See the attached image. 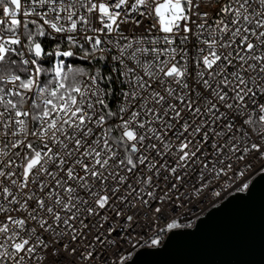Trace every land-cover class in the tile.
<instances>
[{"label":"snow or ice","instance_id":"snow-or-ice-1","mask_svg":"<svg viewBox=\"0 0 264 264\" xmlns=\"http://www.w3.org/2000/svg\"><path fill=\"white\" fill-rule=\"evenodd\" d=\"M260 179L264 0H0V264H137Z\"/></svg>","mask_w":264,"mask_h":264},{"label":"water","instance_id":"water-1","mask_svg":"<svg viewBox=\"0 0 264 264\" xmlns=\"http://www.w3.org/2000/svg\"><path fill=\"white\" fill-rule=\"evenodd\" d=\"M234 197L202 216L194 235L171 241L158 256L141 254L137 264H264V179L251 200Z\"/></svg>","mask_w":264,"mask_h":264},{"label":"built area","instance_id":"built-area-1","mask_svg":"<svg viewBox=\"0 0 264 264\" xmlns=\"http://www.w3.org/2000/svg\"><path fill=\"white\" fill-rule=\"evenodd\" d=\"M255 178H256V177H255ZM255 178H254V179H255ZM233 195H234V194H233ZM211 209H212V208H208V209H207V210L201 215V217L204 216V215H205L209 210H211Z\"/></svg>","mask_w":264,"mask_h":264}]
</instances>
